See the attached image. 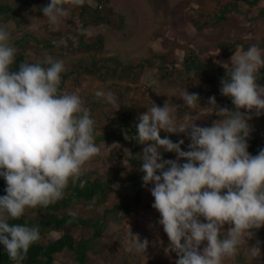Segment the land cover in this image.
<instances>
[{
  "label": "clouds",
  "instance_id": "clouds-1",
  "mask_svg": "<svg viewBox=\"0 0 264 264\" xmlns=\"http://www.w3.org/2000/svg\"><path fill=\"white\" fill-rule=\"evenodd\" d=\"M66 4L80 7L85 0H50L41 10L50 24L59 25L70 15ZM11 39L10 29L0 26V177L7 184L6 195L0 197V243L19 264L40 241V228L10 225L9 219L62 199L69 181L75 184L85 165L102 153L85 101L75 93L59 92L66 71L63 61L46 56L42 63L47 68L24 62L13 71L16 49ZM262 53L252 45L246 51L238 48L231 66L215 61L226 70L220 92L231 98L235 111L219 106L214 96L202 107L197 93L184 90L180 99L189 111L182 119L177 118L181 107L170 99L163 107L153 102L138 117L136 138L145 145L139 171L143 184L153 185L152 206L170 241L166 253L178 257L175 264H224L254 238V229L264 227V149L255 156L248 151L252 113L264 114V85L257 83V73L264 68ZM95 95L113 108L118 105L112 91ZM213 115L218 119L211 126L199 125ZM161 130L185 135L188 150H182L183 139L174 143L168 136L161 138ZM161 150L175 153L177 159L165 160ZM127 165L125 160L130 169ZM225 225L230 227L225 230ZM134 238L135 249L146 252L149 240ZM260 245L257 240L249 247L253 257L261 255Z\"/></svg>",
  "mask_w": 264,
  "mask_h": 264
},
{
  "label": "rangeland",
  "instance_id": "rangeland-1",
  "mask_svg": "<svg viewBox=\"0 0 264 264\" xmlns=\"http://www.w3.org/2000/svg\"><path fill=\"white\" fill-rule=\"evenodd\" d=\"M46 1L25 0L23 7H18L19 0L0 1L2 4L15 8L16 12L20 14L18 22L13 18L0 24V26H7L10 29L12 39L9 44L16 49V54L26 52L28 63H42L46 56H51L54 60L63 61L66 70H70L79 61L90 64L96 59H103L100 63V65H103L109 59V65L114 67V72L112 73L115 79L124 80L127 79L125 75L131 76V81L127 79L123 84L119 82L116 84L114 80L113 83L112 81L107 83L97 75L81 74L80 77L69 78L64 88L60 91L61 94L75 93L85 101V106L90 109V118L95 121V139L97 136L102 137L105 135L108 130L118 129L116 138L110 136H105L104 139L101 138L97 145L100 146L102 154L89 161L85 165L84 171L98 170L104 178H107L108 174L111 173L113 175L112 185L117 188L127 174L135 170L129 161L135 145L132 144L131 136L127 134V128L120 124L122 114L129 110L133 116L130 122L131 127H136L138 117L147 112V108L153 102L163 107L165 101L170 99L172 103L181 107L178 109L177 118L182 119L184 114L189 111V109L184 108V102L180 99L184 90L189 93H200L201 89L207 91L206 93L209 90L213 91L208 85L206 87L203 86L202 82L204 81L201 80L197 72L186 75L181 66V61L185 57L194 56L196 59L204 58V60H207L208 56L211 55L207 54L209 48L206 47L208 45L200 42V39L201 41L203 39V36L201 37L200 35L206 32L204 29H197L200 27L196 25L197 21H195L197 20L195 11L200 10L202 7H200L198 0H195L196 2L194 0H143L147 5L144 9L149 8V14L156 19L154 22L150 21V28H144V22L140 24L141 16L138 15L137 6L120 0L122 5L125 6L116 8L113 6L115 5L114 0H109V4L104 9L112 7L116 11L115 17L109 16L111 23L100 22L98 25H93V28L91 27L90 30L88 29L89 32L85 33V36L89 38H86L85 41L92 45H96V39L102 37V47L94 46L91 51L83 52L79 38L82 30L80 29L79 21H77L79 7H72L70 4L64 5L71 9L70 15L63 18L59 25H53L48 22L41 10L45 6ZM98 2V0H94L95 7ZM193 19L194 21L190 22ZM139 26L140 28H138ZM114 32L121 36L118 35V38H115L113 36ZM140 32L151 35V37H134L136 33ZM27 35H34L43 44L48 45L50 43L55 48L51 49L48 46L42 48L34 44H26L20 50L14 43ZM159 38L165 39L163 43L167 45L164 50L167 54L163 55L168 57V59L166 58V68L164 70L161 69V63L158 61L160 53L152 51V49H158L155 46V42ZM130 39H132V43H130ZM185 40L188 41L184 45ZM146 41H150L153 44H146L145 47H142L141 44L146 43ZM173 43L178 45L180 49L175 48ZM172 45L174 46L173 48L171 47ZM181 46L184 50L181 49ZM203 46H206L205 49H203ZM212 56L216 55L212 54ZM120 64L122 69L116 68ZM171 70L174 72H169ZM103 72L105 73L106 70ZM141 80L144 81L141 82ZM131 82L134 83V86H131L132 89H127L129 86L126 85H130ZM100 90L105 92L112 91L116 95L118 101L116 108L108 104L104 98H98L95 95L96 91ZM204 98H210V96ZM207 102L202 100L200 104L202 107H207ZM217 104L225 107V98L223 97L221 101H217ZM241 111L247 113L246 109ZM191 114L195 115L196 113L192 112ZM213 118L209 116L198 121V123L202 127H208L211 126ZM165 136H168L174 143H178L183 139L182 150H188L190 141L185 135L169 134L161 130V138ZM136 137L138 135L133 133V138L135 139ZM113 144L118 145L111 147ZM144 147L145 145L141 144V148L137 150L136 155L141 156ZM161 152L165 160L177 159L175 153L164 152L163 150ZM125 160L128 161L127 166L130 169L124 166ZM149 189L143 192L142 206L135 207L126 219L120 222L110 220L101 240L96 242L94 250L90 251L88 264H175L178 259L176 253H166L165 251L169 248L170 241L163 226L158 223L161 216L152 206L154 197ZM129 193L130 189L128 187L121 194L119 201H123L125 195ZM80 207L96 214H99L102 209H94L92 205L85 204L80 205ZM31 212L29 211L30 214H33L32 216H36V213ZM201 220L203 221V218ZM228 227L230 226L225 225V230ZM259 230L264 232V227ZM71 232L77 240L84 235L82 230H72ZM134 236H138L141 242L145 238L149 240V247L146 252H138L135 249L133 246ZM51 237L56 239L58 235L53 234ZM256 243L257 238L248 240V245L240 246L236 257L231 260H225L224 264H264V240H262L260 245V256L253 257L250 253L249 247L255 246ZM204 246H206V242ZM54 264L78 263L74 254L66 251L57 255Z\"/></svg>",
  "mask_w": 264,
  "mask_h": 264
},
{
  "label": "trees",
  "instance_id": "trees-1",
  "mask_svg": "<svg viewBox=\"0 0 264 264\" xmlns=\"http://www.w3.org/2000/svg\"><path fill=\"white\" fill-rule=\"evenodd\" d=\"M1 1V0H0ZM234 0L231 4H226L221 9V17L225 18L226 14L231 10L230 8L236 6ZM258 0H254L253 3H257ZM25 0H19L18 7H23ZM102 3L99 1L95 8L89 7L87 2L83 6H80V19L82 22L83 29L92 25H98L100 22H109V13L102 7ZM50 4V0L46 1L45 6ZM252 4V3H251ZM44 6V7H45ZM100 8V9H99ZM15 18L18 22L20 14L16 12L15 8L7 4L0 2V24L7 20ZM84 38L82 37L81 45L92 49L94 46L102 45V42L98 40L96 45L85 44ZM15 46L19 49H23L26 44H34L45 48L54 49L55 46L52 44H43L34 35H27L17 41ZM26 52H19L15 56V62L12 66L13 71H17L21 63L27 62ZM161 69L166 68V56L160 55ZM103 61V59H101ZM109 59L104 62V66L109 65ZM182 69L186 75L192 72H197L201 79L212 89L218 92L221 87V79L226 78L227 73L225 69L217 68L214 65L206 64L200 59H196L194 56H188L182 59ZM43 67L47 68L49 65L41 63ZM121 64L116 68L122 69ZM120 67V68H119ZM104 68V69H102ZM107 67L99 66L96 62L87 64L84 61H79L75 66H72L70 70H66L61 74V84L59 85V92L64 88L66 81L72 77H80L81 74H100ZM176 68V67H173ZM174 70V69H173ZM173 70L169 72H174ZM113 71L114 67L108 68L106 72ZM258 74V73H257ZM260 77V76H258ZM218 90V91H217ZM213 91L201 90L203 97H209L214 94ZM230 105H233L232 100ZM235 111V110H233ZM132 114L129 110H126L121 118V126L127 128V134H129L132 140V144L135 145V149L129 158L130 163L133 165L135 170L128 173L125 179L116 188L114 187L112 180L113 175L108 174L107 178L98 170L84 172L79 180L75 184L70 180L67 188L64 190L62 199L58 200L54 204L49 205L47 208L43 206H37L35 208H27L22 217L17 220L9 219V224H20L22 226L40 228V241L34 243L27 253L26 258L20 261L19 264H54L57 255L66 251L71 252L75 256V260L78 264H88V255L90 251L94 250L95 243L101 240V237L106 232L108 223L110 220H117L118 222L126 219L135 207L142 206L143 192L152 187V185L145 186L142 181L143 173L139 171L141 161L140 155H136L137 150L141 148V144L137 141V138H133V133L138 135L136 127H131ZM120 129V128H119ZM117 128L108 130L102 137L97 136L95 143L98 144L101 138L110 136L116 138L118 136ZM250 138V137H249ZM249 142V139H248ZM251 145L258 146L257 143L251 141ZM251 146V147H252ZM142 156V155H141ZM83 181L84 187H80V182ZM7 187L6 181L3 177H0V197L6 195L5 189ZM129 187L130 193L125 195L123 201H119L121 194L125 189ZM92 205L94 209L102 208L99 214L95 212L87 211L80 205ZM36 213V216H32L29 211ZM31 212V213H32ZM72 230H82L84 235L77 240L72 234ZM255 235L264 240V232L260 230H253ZM57 234L56 239H52L51 235ZM0 264H17L16 261H12L7 252L5 251L4 245L0 243Z\"/></svg>",
  "mask_w": 264,
  "mask_h": 264
},
{
  "label": "crops",
  "instance_id": "crops-1",
  "mask_svg": "<svg viewBox=\"0 0 264 264\" xmlns=\"http://www.w3.org/2000/svg\"><path fill=\"white\" fill-rule=\"evenodd\" d=\"M85 1L87 2L89 7L94 6L92 8H95L94 0H85ZM98 1L104 2L105 5L109 4L108 3L109 0H98ZM232 1L234 0H198L200 7L202 8L200 10L195 11V13H197L195 16V18L197 19L195 20L197 21L196 25L200 27L197 29H204L206 32L205 34L200 35L201 37L203 36V39L202 41L200 39V42H202L203 44H207L208 46L207 47L203 46L204 48L203 47L202 48L203 49H205V47L209 48L207 51V54H211L210 56H208L207 60H204V58H201L200 60L204 61L206 64H209V65L211 64L217 68H222V69L224 68L219 66L215 61L227 62L229 63V66H231V57L234 55V52L238 48H242L243 50L246 51L250 46L257 45L262 50H264V0H258L257 3H253L254 0H238L236 1L237 3L236 6L230 8L231 10L226 14L225 18L222 19L221 9L224 8L226 4H231ZM124 2H128L132 4L133 6H137L136 9L139 10L138 15L141 16L140 24L141 22H144L145 23V24L143 23L144 28L146 27L150 28V21L151 22L156 21L155 17H151V15L149 14L150 12L149 8L144 9V7L147 5L143 2V0H124ZM120 3H121L120 0H114L115 5L113 6H115L116 8L118 6L119 7L121 6V8L125 6V5H122V3L121 4ZM105 10L108 11V13L110 14L109 16L115 17L116 11L114 10V8L109 7V8H106ZM109 18L110 17H108V20H109L108 24L111 23V19ZM194 19L191 20L190 22L194 21ZM77 21H79L80 29L82 30V33L79 35V38L81 39L83 37L85 44L90 45L88 41H85L86 38L89 39L88 37L85 36V33L89 32L88 29L90 30L91 27L93 28V25L87 27V29H83L82 22L80 19V8H79V14H78ZM138 28H140V26ZM118 35L121 36L118 33H115L113 36L115 38H118ZM134 37L149 38L151 37V35L140 32V33H136ZM98 40H100V42H102V45H103L102 37H98L96 39L97 44H98ZM163 41H165V39L159 38V40L155 42V46H157L158 49L157 50L152 49L154 53H160L159 55H162V56L164 54L165 55L167 54V52L164 51L167 45L166 43H163ZM187 41L188 40L184 41V45ZM130 43H132V39H130ZM146 44L152 45L153 43L150 41H146V43H142L141 46L145 47ZM102 45H98L96 47L100 48L102 47ZM171 47L173 48L174 46L172 45ZM176 47L180 49V47L175 44V48ZM181 49L184 50L182 46H181ZM91 50L92 49L84 47V44L82 45L83 52H88ZM212 54L216 56H212ZM262 55H264V53H262ZM166 58L168 59V57ZM158 61L159 63H161L159 59ZM92 62L93 63L96 62L99 66H101L100 63L102 61L101 59H96ZM102 67H107L106 68V71H107V69L111 68L112 65L108 67V66H104L103 64ZM112 72L113 71H109L105 73L101 72L99 75L98 74H95V75L99 76V78L106 81L107 83L109 81H112L113 83V80L115 81L116 84L117 82L123 84L127 79L131 81L130 80L131 76L129 75H125L127 79L117 80L114 78V74ZM87 75H90V74H87ZM142 81L144 80H141V82ZM202 83L204 87L207 86L205 82H202ZM257 83H259L260 85H264V68H261L257 74ZM126 86H129L127 87V89L128 88L132 89L131 86H134V83L131 82L130 85L127 84ZM201 90H200V93H197L200 97V101L202 100L208 101V98H204L202 96ZM213 93L214 94L210 95V97L214 96L216 98V101H221L222 98L224 97L226 101L225 106L228 107L230 110H234V105H230V101H231L230 97L223 96L220 90L216 93L215 91H213ZM212 117H214L215 119H218V117H215L214 115ZM214 118L211 120V123L213 120H215ZM249 125L252 127H250L251 131H250V136H249L250 138L248 142L249 144L248 151L252 156H255L258 154V152L261 149H264V114H261L259 117H257L255 116V113L253 112L252 119L249 120ZM251 141L257 143L258 146L256 145L255 147H253L251 145ZM254 238H257V240L262 242V239H259L256 235L254 236Z\"/></svg>",
  "mask_w": 264,
  "mask_h": 264
}]
</instances>
